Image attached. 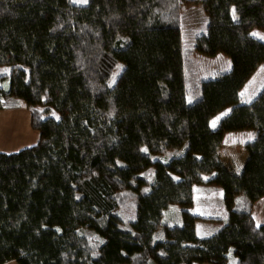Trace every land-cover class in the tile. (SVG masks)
Segmentation results:
<instances>
[{"label": "trees", "instance_id": "obj_1", "mask_svg": "<svg viewBox=\"0 0 264 264\" xmlns=\"http://www.w3.org/2000/svg\"><path fill=\"white\" fill-rule=\"evenodd\" d=\"M182 3L208 18L194 51L225 56L229 71L201 79L187 65ZM254 31L264 32V0H0V68H12L0 111L25 103L40 133L37 145L0 153V264H264L253 217L264 88L249 104L240 97L264 64ZM244 131L256 137L236 174L220 151ZM204 185L221 188L227 218L200 238L191 209Z\"/></svg>", "mask_w": 264, "mask_h": 264}, {"label": "rangeland", "instance_id": "obj_2", "mask_svg": "<svg viewBox=\"0 0 264 264\" xmlns=\"http://www.w3.org/2000/svg\"><path fill=\"white\" fill-rule=\"evenodd\" d=\"M180 26L177 29V36L182 40L184 46V54L187 65L190 68L195 67L198 70L200 78H213L218 76L223 72H227L231 68V63L228 58L223 55H217L216 57H205L194 51V42L197 36L205 33L206 23L208 21L207 16L205 15L202 6L191 4V3H182L180 7ZM254 36L259 40L264 41V32L254 31ZM12 68L2 67L0 68V78L9 75ZM124 70V65L119 64L115 67L112 78L111 85L113 86L118 82L122 72ZM264 88V64L259 68L257 73L251 78L245 88L242 90L240 97L241 102L249 104L254 98L262 91ZM231 109H227L213 118L211 121V126L213 129L217 127L219 122L225 118ZM7 115L5 118L2 117L0 122V152L12 154L17 153L25 149L30 144H26L27 137L24 131L26 127L30 130L31 115L28 107L25 103H22L21 107L16 111H7L3 112V115ZM12 116V117H11ZM55 119L59 118V114L56 112L53 114ZM4 127V129H1ZM18 128V133H15L13 137L8 136L6 131L13 130ZM22 129V131L20 130ZM2 130H4L3 133ZM5 133V134H4ZM234 134V135H232ZM37 135L39 133L37 132ZM249 133H228L225 135V141L220 151L221 159L224 164L229 167L234 173L240 172L241 166L245 156H247L245 145L252 142L250 140ZM202 194H197V208L196 214L198 215V221L200 222L199 229H203L211 225V228L217 227L223 223L225 218L223 211L221 210V205L217 206L215 204H202L199 203ZM211 195L215 199H219V193L216 191H211ZM217 202V201H216ZM220 208V209H219ZM123 214L126 218H130L133 215L132 207H127L122 209ZM179 208L177 206H172L167 213V219L171 222L177 221V214ZM208 218L210 222H205V219ZM204 224V225H203Z\"/></svg>", "mask_w": 264, "mask_h": 264}, {"label": "crops", "instance_id": "obj_3", "mask_svg": "<svg viewBox=\"0 0 264 264\" xmlns=\"http://www.w3.org/2000/svg\"><path fill=\"white\" fill-rule=\"evenodd\" d=\"M18 110V109H17ZM7 111H16V110H4V111H0V122L2 121V117L5 118L7 115H3V112H7ZM30 115H31V112H30ZM12 117V116H11ZM30 124V130H28L26 127L24 128V131L26 133V131H28L26 133L27 137H25L26 139V144H30L29 146H27L26 148H30L32 146H35L38 144L39 140H40V133L36 130H34L32 128V124L31 122L29 123ZM17 128V127H16ZM1 129H4V127H2ZM22 131V129H20ZM4 130H2L1 133H3ZM37 132L39 133V135H37ZM6 133H8V136H11L13 137V135L15 133H18V128L17 129H13V130H8L6 131ZM239 133H249L250 134V140H253L255 139L256 137V133L253 132V131H244V132H239ZM5 134V133H4ZM236 134V133H235ZM234 135V134H232ZM225 141V139H224ZM251 142V141H250ZM249 143V142H248ZM247 145V144H246ZM245 145V146H246ZM0 153H4V152H0ZM247 153V152H246ZM247 158H248V155L245 156L244 158V161H243V165L241 166V170L240 172H235L236 174H241L244 167H245V164H246V161H247ZM194 196H193V207H192V212L198 217V215L196 214V208H197V194H202L201 195V198L200 200H198L199 203H202V204H216L217 203V206L221 205V210L223 211V215H224V219H223V223L217 227H214L212 226L213 228H211V225L210 224H207L209 226L205 227L206 225H204V228L203 229H199V226H200V222L197 221V224H196V232H197V235L198 237L200 238H205V237H208L210 236L213 232H215L217 229L221 228L227 218V213L224 209V206H223V194H222V190L220 187H217L215 185H204V186H195L194 189ZM211 191H216L219 193V199H215L212 195H211ZM217 201V202H216ZM220 209V208H219ZM253 217H254V220H255V223L259 226V225H263L264 224V197L261 198L255 205H254V208H253ZM205 222H210L208 218L205 219ZM7 264H17L16 262L12 261V262H9Z\"/></svg>", "mask_w": 264, "mask_h": 264}, {"label": "snow or ice", "instance_id": "obj_4", "mask_svg": "<svg viewBox=\"0 0 264 264\" xmlns=\"http://www.w3.org/2000/svg\"><path fill=\"white\" fill-rule=\"evenodd\" d=\"M79 2H81V3H87V0H79Z\"/></svg>", "mask_w": 264, "mask_h": 264}]
</instances>
